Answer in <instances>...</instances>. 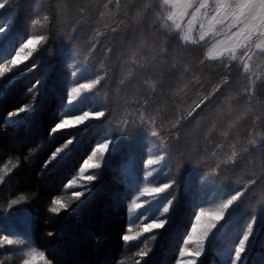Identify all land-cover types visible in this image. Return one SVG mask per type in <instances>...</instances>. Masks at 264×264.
Returning a JSON list of instances; mask_svg holds the SVG:
<instances>
[{
  "label": "trees",
  "instance_id": "obj_1",
  "mask_svg": "<svg viewBox=\"0 0 264 264\" xmlns=\"http://www.w3.org/2000/svg\"><path fill=\"white\" fill-rule=\"evenodd\" d=\"M162 13L160 0H7L0 10V25L9 23L0 38V213L26 209L36 244L56 264L71 263V253L60 259L56 250L72 241L89 264L105 254L99 264H176L200 207L189 182L203 176L225 197L242 193L231 220L252 229L244 264H264V73L255 77L238 55L213 58L206 43L163 29ZM31 37L43 40L21 65L6 66L11 48ZM72 55L88 67L81 79H100L95 110L106 115L53 133L68 111ZM148 133L165 146L171 208L163 228L126 242L131 194L122 171L132 154L143 162ZM111 138L90 194L75 198L80 189L70 180ZM63 197L73 205L53 213ZM219 242L212 238L197 264H229Z\"/></svg>",
  "mask_w": 264,
  "mask_h": 264
},
{
  "label": "rangeland",
  "instance_id": "obj_2",
  "mask_svg": "<svg viewBox=\"0 0 264 264\" xmlns=\"http://www.w3.org/2000/svg\"><path fill=\"white\" fill-rule=\"evenodd\" d=\"M241 0H176L174 4L164 5L163 13L160 17L161 27L165 30H175L180 32L183 36L189 37L188 42L192 40H199L200 35H204L205 39L198 43H206L209 47V54L213 58L222 57L225 55H238L239 59L244 64L253 76H258L264 73V57L260 54L264 53V24H259V18L256 21H250L249 25H245L244 17L240 15L239 10L236 9V5ZM0 3H2L0 1ZM205 7H200V5ZM190 5V6H189ZM224 6V7H222ZM1 10V9H0ZM172 15V20H168V15ZM222 21V22H221ZM179 25V28H177ZM5 31L0 33V38L6 34L9 28V23L1 24ZM251 28H255V31H251ZM247 37V39H246ZM38 38V37H31ZM30 38V39H31ZM27 41L22 42L16 50L7 53V55L13 53L10 59L7 61L6 66L9 68L15 65H21L31 54L35 47H24ZM192 43V42H191ZM260 44L261 48H257L256 45ZM7 51H5L6 53ZM17 55L20 57L18 64H13L12 61L16 59ZM69 60V67L72 71L73 84L69 89V99L66 102L65 119L72 120L74 116H82L85 111L96 112V107L99 104L98 98L93 94V88L91 90L80 88L79 92L73 91V89L80 87L82 83H88L91 80L85 78L81 79L82 70L86 69L84 64L81 67L77 65L75 56L72 55ZM86 67V68H85ZM96 97V99H95ZM73 101L69 104L68 101ZM94 118H89L85 123H89ZM63 122V121H62ZM61 122V123H62ZM84 123V124H85ZM81 126L83 124H70L69 127ZM11 140L14 145L19 142V136L11 134ZM110 140V139H108ZM108 140H104L97 144L84 163L79 168L76 175L70 180L69 184L74 189H80L85 195L90 194V186L94 185V181H87L88 175H97L99 168H92L91 165H103L108 158L110 151L116 144V138H111L112 144L109 146V151L104 152L101 150V145L107 143ZM3 149L0 147V152ZM145 156L142 157V163L132 154L125 161L122 171V183H125L124 191L127 194H131V199L128 204V220L130 215H138L141 212H146L147 209L156 211V222L164 219L167 213L163 212V207L171 208V199L167 198L165 189L162 193H156L154 191L157 187H163L166 172L169 169L168 158L165 151L164 144L159 141L155 135L149 134L146 137L145 145L143 146ZM137 154V153H136ZM163 157V159H160ZM148 160H155L157 163L148 164ZM73 181H75L73 183ZM192 184L196 191L195 197L197 202L200 203V207L196 216L200 215V209H204V215L199 221L196 219L183 241L179 256L176 260V264H197L209 244V241L217 237L221 239V242L217 244L218 253L221 258H230L229 264H233L234 250L242 239L243 235L247 234L249 237L252 234L248 231L250 225H246L241 230L234 225L231 218L234 216L233 206L225 214L226 221L222 222V225H217V229H213L208 232V224L212 222L211 215L220 211L219 205L224 203L229 197L223 195V189L214 180L207 176L200 177L198 179H191ZM170 184V183H169ZM64 204H68L66 198H61ZM75 205V204H74ZM0 213V238L3 235H8L13 240L12 245H7L6 242L0 243V264H24L25 260L30 261V264H56L48 256L47 252L39 247L32 234V228L30 226V214L24 208L18 212L8 213V211H2ZM152 221V212H147L146 217H142V222L139 224H129V231L127 235L133 236L132 241H139L144 239L149 233H144V225ZM208 232L209 240H205V233ZM191 237V239H189ZM59 242L56 245H60ZM74 241L69 244L57 247V254L59 258H63L66 250L71 253L70 264H89L86 260V256H82V261L76 255L74 247L72 246ZM55 245V244H54ZM55 245V247H56ZM250 246V239L246 242L247 250L242 253L241 262L237 264H244L246 255ZM101 247L100 243L94 247L97 251ZM35 248V259L29 255L32 249ZM60 250V251H59ZM44 253V257H40V253ZM59 252V253H58ZM200 252L199 257L194 253ZM98 254V253H97ZM106 255V254H105ZM105 255L96 256L95 260L99 264L106 258ZM94 263V264H97Z\"/></svg>",
  "mask_w": 264,
  "mask_h": 264
},
{
  "label": "snow or ice",
  "instance_id": "obj_3",
  "mask_svg": "<svg viewBox=\"0 0 264 264\" xmlns=\"http://www.w3.org/2000/svg\"><path fill=\"white\" fill-rule=\"evenodd\" d=\"M175 2H176V0H162V3L164 5L174 4ZM6 4H7V0H5L4 3H0V9H4L6 7ZM200 7H205V5L202 4V5H200ZM222 7H224V6H222ZM235 10L240 11V15L244 17V23L246 26L249 25L250 21H256L257 18H259V24H264V0H241V2L236 5ZM172 18H173V16L171 14L168 15V17H167L168 20H172ZM45 19H47V17H45ZM177 28H179V25H177ZM4 31H5V29L3 27H0V33H3ZM251 31H255V28H251ZM262 34H264V32H262ZM183 39L188 40L189 37L185 36ZM204 39H205V36L200 35L199 40H192L191 42L193 44H196L199 41H203ZM246 39H247V37H246ZM40 40H43V37L28 39L27 43L24 45V47H35L40 42ZM256 47L261 48V45L257 44ZM19 62H20V57H19V55H17L16 59H14L12 61V63L18 64ZM100 83H101L100 79H94L88 83L80 84V87L73 89V91L79 92L80 88H85V89L91 90L94 86L99 85ZM68 103L72 104L73 101L69 100ZM196 107L199 108V107H201V105L197 104ZM26 110H27L26 108L22 107L19 110H17V112L10 113L9 114V122L11 121L12 116H16V115H18L19 112H24ZM189 114L191 115V113H189ZM105 115H106V113L104 111H96L94 113L85 111L82 116L76 115L73 117V119L71 121L65 119V120H63L62 123H58L55 126V128L52 130V132L54 133L58 129H66L72 123L84 124L85 121L88 120L89 118L100 119V118L104 117ZM153 135H155V133H153ZM69 143H71V141H69ZM111 144H112V140L110 139V140H108L107 143H104L103 145H101V150H103L104 152H108L109 146ZM53 158H55V156ZM160 159H163V157H160ZM154 163H157V161L148 160V164H154ZM91 167L92 168H99V167H101V165L93 164V165H91ZM5 168H7V165H5ZM86 179H87V181L91 182V181L96 180L97 177L95 175H88L86 177ZM0 180H3V177H0ZM74 182L75 181H73V183ZM170 187H172L171 184L164 183L163 187H157L154 189V191L159 194V193H162L165 189H168ZM84 195H85V193L83 191H78V192L73 193V196L77 199L83 197ZM241 195H242V193H240V192H237L236 194L232 195L224 203L219 205L220 211H218L214 214H210L212 222H210L207 226L208 232H211L213 229H217V225L221 226L222 222L226 221V215L225 214L232 208L234 202H236L240 199ZM13 203L15 204L17 202L14 200ZM53 203L55 205L59 206V207H52L51 208V211L53 213H59L61 208L67 209V207H68V205L64 204L60 198H56L53 201ZM157 211H159V209H156V211H153L152 209H147L146 212H141L138 215H130L128 223L129 224H139L142 222V217H146L147 212H152V221L144 225V228H143L144 233H149L153 229H161L165 226L166 220L161 219V220H159V222H156ZM163 212L168 213L169 208L163 207ZM204 214H205L204 209L201 208L200 209V215L195 216V219L197 221H199ZM248 231L251 232V228H249ZM208 232H206L205 236H204V239L207 241L209 240ZM49 234L52 235V233H49ZM122 239L125 240L126 242H130L134 239V237L130 236V235H125L122 237ZM153 239H154V237H153ZM189 239H191V237H189ZM249 239H250L249 235H247V234L243 235L242 239L239 241L238 245L235 247L233 264H237V262H241L242 253H244L247 250L246 242L249 241ZM2 242H6L7 245L13 244V240L10 239L8 235H3L2 238H0V243H2ZM35 252H36V250H35V248H33L32 251L29 253V255L33 256V259H35ZM140 254L146 255L147 253L141 252ZM39 255L41 258L44 257L43 252H41ZM194 255L199 257L201 255V253L196 252V253H194ZM24 264H30V261L25 260Z\"/></svg>",
  "mask_w": 264,
  "mask_h": 264
}]
</instances>
